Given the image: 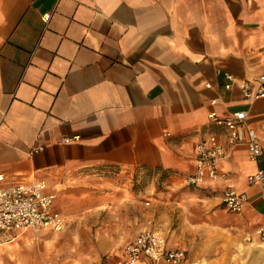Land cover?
Here are the masks:
<instances>
[{"label": "crops", "instance_id": "1", "mask_svg": "<svg viewBox=\"0 0 264 264\" xmlns=\"http://www.w3.org/2000/svg\"><path fill=\"white\" fill-rule=\"evenodd\" d=\"M262 45L264 0H0V186L44 180L65 215L94 170L161 172L169 190L154 211L182 225L150 221L169 247L180 248L165 231L205 229L237 264H264V201L247 181L264 153L230 148L224 177L184 180L197 143L223 133L211 114L246 111L264 146V97L240 88L264 75ZM229 187L246 198L240 213L222 204ZM144 223L98 264H116Z\"/></svg>", "mask_w": 264, "mask_h": 264}, {"label": "rangeland", "instance_id": "2", "mask_svg": "<svg viewBox=\"0 0 264 264\" xmlns=\"http://www.w3.org/2000/svg\"><path fill=\"white\" fill-rule=\"evenodd\" d=\"M91 174L81 181L82 193L67 203L66 224L61 230L27 233L0 246V264H98L105 260L103 254L133 237L145 221L148 225L150 213L160 229L162 223L182 225L164 214L157 218L154 211L162 192L169 190L164 184V173L103 168ZM122 194L124 204L119 201ZM165 234L172 245L185 250L183 264H237L235 252L230 257L228 241L217 240L216 234L205 229H191L184 234L179 228ZM100 244L110 249L100 251Z\"/></svg>", "mask_w": 264, "mask_h": 264}, {"label": "built area", "instance_id": "3", "mask_svg": "<svg viewBox=\"0 0 264 264\" xmlns=\"http://www.w3.org/2000/svg\"><path fill=\"white\" fill-rule=\"evenodd\" d=\"M258 52L264 65V45ZM225 77L233 81L232 75L225 74ZM240 88L245 99L264 97V75L259 78L257 86L242 80ZM210 118L223 129V133H212L197 143L195 169L184 178L188 185L201 186L224 177L220 164L230 148L245 146L252 160L264 153L258 134L247 122L246 111H235L225 117L211 114ZM76 139L63 138L61 143ZM247 181L259 186L264 201V171L257 170L247 177ZM55 199L56 191L50 190L44 180L0 186V246L14 242L27 233L61 230L66 224V217L55 207ZM245 201L243 194L230 187L222 194L224 208L234 214L242 212ZM146 205H149L148 201ZM258 234L264 240V229L258 230ZM185 259V250L169 247L166 236L149 221L134 239L124 242L122 256L116 264H183Z\"/></svg>", "mask_w": 264, "mask_h": 264}]
</instances>
